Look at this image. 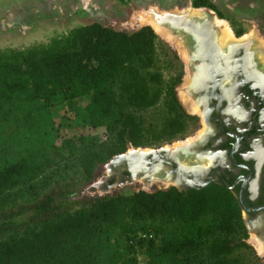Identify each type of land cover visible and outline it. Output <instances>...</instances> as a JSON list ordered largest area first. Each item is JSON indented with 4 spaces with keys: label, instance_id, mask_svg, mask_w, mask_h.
Segmentation results:
<instances>
[{
    "label": "trees",
    "instance_id": "1",
    "mask_svg": "<svg viewBox=\"0 0 264 264\" xmlns=\"http://www.w3.org/2000/svg\"><path fill=\"white\" fill-rule=\"evenodd\" d=\"M162 47L149 25L126 31L94 21L48 43L0 50V211L15 189L66 160L90 181L130 146L186 134L194 117L176 95L179 77L159 69ZM59 108L73 117L56 125ZM79 124L104 126L107 138L55 142L60 129ZM35 210L46 215L34 224L0 222V264H137L138 250L146 264H257L240 206L218 185L107 193L70 211L48 196Z\"/></svg>",
    "mask_w": 264,
    "mask_h": 264
},
{
    "label": "rangeland",
    "instance_id": "2",
    "mask_svg": "<svg viewBox=\"0 0 264 264\" xmlns=\"http://www.w3.org/2000/svg\"><path fill=\"white\" fill-rule=\"evenodd\" d=\"M208 2V6H194L193 0H0V50L22 49L35 44L48 43L52 39L66 34L73 27L94 21L114 29L132 31L148 25L145 22L134 20L139 13L149 14V12L156 11L162 14L189 11L192 14L195 9H204L211 12L213 24L216 25V19L225 22L235 38L243 39L247 36L248 40L252 41L249 46L254 50L255 58L261 60L264 66V45H262L264 43V0H208ZM215 27L218 33L219 27ZM237 32L241 34L237 35ZM158 36L163 42L159 69L166 79L170 76L179 77V81L175 85V91H177L178 85L183 81L182 75L186 59L172 41ZM254 45L259 47L258 50ZM182 91L181 89L178 91L180 103L185 111L194 117L186 136L184 135L188 140L194 138L198 131L202 130V125H199L197 117L191 114L186 104L182 102L180 98ZM88 102L89 98L85 97L80 99L78 105L85 107ZM151 113L152 110L143 112L146 116ZM64 114L73 117L72 112H68L65 108H59V117L55 119L56 125L60 121V116ZM101 128L104 126L93 127L88 124L63 127L55 142L60 143L63 139L78 137L97 139ZM2 129L3 125L0 124V131ZM179 140L178 138L162 145L175 144ZM109 162L110 160L99 164L90 181L83 180L78 166H75L73 161L66 160L59 163L56 169H49L46 174L37 178L31 185L25 184L15 189L17 191L11 196L8 205L0 211V222L5 223L8 228L24 227L36 223L46 214L37 212L35 205L48 196L55 198V204L59 211L76 209L88 198L98 196L92 193L91 186L108 176L107 165ZM157 186L160 189L163 188L160 187L161 184H153L148 188H143L139 183L125 184L114 189L112 193H129L137 189L152 191L159 189ZM253 237L249 239L251 244ZM246 241L248 242V238ZM250 247L254 252L257 264H264V254L260 255L253 249L254 246L250 245ZM107 260L110 262V257Z\"/></svg>",
    "mask_w": 264,
    "mask_h": 264
},
{
    "label": "flooded vegetation",
    "instance_id": "3",
    "mask_svg": "<svg viewBox=\"0 0 264 264\" xmlns=\"http://www.w3.org/2000/svg\"><path fill=\"white\" fill-rule=\"evenodd\" d=\"M207 13L197 16L193 32L179 33L187 56L176 95L183 90L202 125L194 138L179 139L198 142L192 154L201 163L193 174L207 183L197 179L195 189L211 184L227 189L240 206L246 243L253 247L249 239L254 236L264 245V66L247 38L222 42ZM119 175H112L110 183Z\"/></svg>",
    "mask_w": 264,
    "mask_h": 264
},
{
    "label": "water",
    "instance_id": "4",
    "mask_svg": "<svg viewBox=\"0 0 264 264\" xmlns=\"http://www.w3.org/2000/svg\"><path fill=\"white\" fill-rule=\"evenodd\" d=\"M152 15L156 17L158 24L164 26L175 38L178 37L180 41H182V35L179 33H183L190 23L194 24L197 21L196 18L189 19L188 13L165 12L160 14L152 11ZM191 141L187 143L184 140H179L175 144L168 143L155 148L130 146L125 152L110 159L107 165L108 176L102 178L100 182L92 184V193L101 196L112 193L114 189L125 184L132 183H139L143 188H148L156 184V181L162 183L160 186L163 187L162 189L173 185L179 189L187 188L188 186L198 188L197 179L201 185L206 184L207 181H203L196 177L195 173L193 174L197 165H200L201 160H198L192 154L193 148L198 142ZM122 170L126 174L120 176L119 174ZM112 175H119L120 177L110 183L109 178Z\"/></svg>",
    "mask_w": 264,
    "mask_h": 264
},
{
    "label": "bare ground",
    "instance_id": "5",
    "mask_svg": "<svg viewBox=\"0 0 264 264\" xmlns=\"http://www.w3.org/2000/svg\"><path fill=\"white\" fill-rule=\"evenodd\" d=\"M204 11V12H203ZM207 13L208 11H205L204 9H202V10H197V9H195L193 12H192V14H190L191 12H189V11H187V12H185V13H188V16H193L194 18H196V23L194 22V24L193 23H190L189 24V27H187L186 28V30H191V32H193V28H196L195 26L198 24V17L197 16H204V13ZM194 14H196V15H194ZM208 14V13H207ZM206 15V14H205ZM204 18V17H203ZM136 19V22H145V23H147L148 25H150L152 28H153V30L158 34V35H160L161 37H163V38H165L166 40H169V41H172L173 42V44L178 48V50L183 54V57L186 59V56H187V54H186V51L183 49V47H182V42L178 39V37L177 38H175L172 34H171V32L169 31V30H167L164 26H162L161 24H158V20L156 19V17L154 16V15H152V13L151 12H149V14L148 13H144V14H141V13H139V14H137L136 15V17L134 18V20ZM215 23H216V26H218L219 28V30H218V36H219V39L222 41V42H225V41H227V40H233L235 37H234V35H233V33H232V30L230 29V27L229 26H227L226 25V23L225 22H221V21H219V20H215ZM185 30V31H186ZM186 33V32H185ZM188 35V34H187ZM181 37H183V36H181ZM185 38V37H184ZM247 38V36L246 37H244L243 39H246ZM248 39V38H247ZM181 43H180V42ZM249 41V40H248ZM251 42V41H250ZM262 45H264V43L262 44ZM180 53V54H181ZM180 98H181V100H182V102L183 103H185L186 104V106H187V109L191 112V113H193V112H195L196 111V106L193 104V102L192 101H188L187 100V97L185 96V94L182 92V93H180ZM184 104V105H185ZM190 139V138H189ZM187 141H189V140H187ZM156 184H161L162 185V183L161 182H157L156 181ZM252 244H253V246H254V248H255V250L260 254V255H262V254H264V246H263V244L260 242V240H258V238H255V237H253V239H252Z\"/></svg>",
    "mask_w": 264,
    "mask_h": 264
},
{
    "label": "built area",
    "instance_id": "6",
    "mask_svg": "<svg viewBox=\"0 0 264 264\" xmlns=\"http://www.w3.org/2000/svg\"><path fill=\"white\" fill-rule=\"evenodd\" d=\"M107 138V132L105 127L101 128V133H99V140H105ZM141 236H147L153 238V234H139ZM147 258L146 255L142 252V250H138L137 252V264H146Z\"/></svg>",
    "mask_w": 264,
    "mask_h": 264
}]
</instances>
